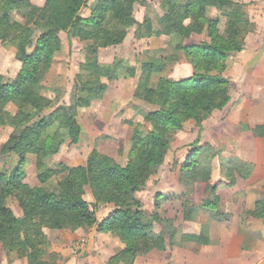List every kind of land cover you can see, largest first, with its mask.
Returning a JSON list of instances; mask_svg holds the SVG:
<instances>
[{
  "label": "trees",
  "instance_id": "16d2710c",
  "mask_svg": "<svg viewBox=\"0 0 264 264\" xmlns=\"http://www.w3.org/2000/svg\"><path fill=\"white\" fill-rule=\"evenodd\" d=\"M88 0H46L42 8L31 0H0V41L11 43L21 69L12 80L0 75V126L12 129L2 154L15 151L36 157L39 185L24 183L21 162L10 173L0 171V245L7 256L25 259L27 264H49L40 260L45 250V230L71 231L97 227L99 233L117 232L123 248L107 264H134L149 249L165 251L178 239L183 243L208 245L209 226H202L199 234H184L180 238L173 222L156 233L155 223H165L160 213L163 194L155 197V211L148 214L137 196L152 174L160 150L168 148L185 123L193 121L201 126L215 111L224 110L232 100L231 81L224 76L231 54L245 47L246 35L256 31L244 5L233 0H163L164 16L155 25L150 19L138 24L137 39L169 38V50L141 65L142 75L135 98L154 106L145 114L150 130H137L134 134L128 162L120 165L114 159L94 151L85 166H52V158L65 144H78L83 128L77 120L81 108L91 101L81 95L93 92L102 98L107 86L99 79L100 64L96 58L87 60L75 82L70 103L59 104L60 96L47 97L45 81L56 56L62 49L60 33L68 32L75 21L81 41L95 48L122 45L133 25L134 5L143 0H97L88 19L80 12ZM209 8L223 10L226 18L223 32L219 19L208 18ZM19 17L23 22L16 20ZM205 34L208 41L197 45L186 42L194 35ZM183 59L193 67V75L183 80L160 78L167 67ZM111 68L110 79H117L118 71L126 69L131 76L137 70L124 65L123 60ZM151 82V83H150ZM14 107L16 112L9 110ZM257 131L264 134V126ZM207 149L190 150L179 173L178 181L186 195L194 194L193 185L205 184L206 197L198 206L184 202L192 208L191 219L199 213L212 214V221L229 222L233 215L221 211L215 201L219 188L210 185L206 170ZM25 157L21 156V161ZM205 163V165H204ZM244 166L243 163H235ZM230 173L232 169L227 168ZM54 179H58L56 183ZM89 188L95 204L85 199ZM17 202L23 212L18 217L12 209ZM189 204L191 206H189ZM101 207L112 211L102 221L97 218ZM210 215V214H209ZM249 216L264 220V198L254 203ZM248 216L239 217L241 229ZM172 232H169V231Z\"/></svg>",
  "mask_w": 264,
  "mask_h": 264
},
{
  "label": "rangeland",
  "instance_id": "374dc122",
  "mask_svg": "<svg viewBox=\"0 0 264 264\" xmlns=\"http://www.w3.org/2000/svg\"><path fill=\"white\" fill-rule=\"evenodd\" d=\"M45 1L31 0V3L37 8H42ZM143 1L142 5H134V20L137 25L130 28L122 45L101 49L81 41L77 21L68 32L60 33L62 49L56 56L54 65L46 78L44 94L52 99L60 96L59 104L68 105L77 77L83 71V65L91 58H96L100 64L99 79L107 86V91L102 98H95L93 92H81L84 98L91 101L89 107L81 108L77 113V120L83 128L81 140L78 144H65L60 153L52 158V166L70 168L85 166L94 151L124 166L128 162L135 132L150 130V125L145 122L144 117L155 108L136 99L135 91L142 75L141 65L152 62L155 56L160 59L162 52L169 50L170 41L167 37L140 40L136 38L138 24H142L145 19H150L158 25L159 19L164 16L163 0ZM96 3L97 0H88L87 6L81 10L79 17L88 19L91 15V7ZM223 14V10L215 8H209L207 12L208 18L220 20V32H223L225 28V21L221 20ZM16 20L23 22L19 17ZM205 41H208L205 34L194 35L186 44L197 45ZM16 54V49L11 43L0 41V75L6 80L14 79L21 69V63L17 60ZM120 60H123L126 67L137 70L135 76H131L126 69H122L118 71L117 79H110L111 68ZM239 61V58L233 55L230 63L227 62V70L224 74L231 81L232 103L230 106L222 111H215L201 126H197L193 121L185 123L183 130L174 136L170 146L160 150L161 156L152 174L147 176L143 191L137 194L148 214L155 211V197L159 193L163 194L160 213L165 219L170 220H166L165 223L156 222V233H159L169 222H173L171 230L175 228L179 238L181 235L191 234L192 227L197 226L201 230L202 226L208 225L209 235L213 233V237H219L224 232L221 229L222 225H218L223 223L212 221L211 213L206 215L201 212L197 214L196 220H193L190 217L192 208L183 206L184 202L197 206L206 197L205 192H208L205 184L194 183V194L186 195L185 188L178 181L188 153L192 147L197 146L207 149L209 158L205 159L206 170L210 173V185H216L219 188L214 198L218 206L222 209L229 207V213L232 215H239L241 218L248 216L244 223L245 228L242 229L243 236L247 237V246L257 240L263 242L264 220L253 218L248 213L254 208L257 200L264 198V134L257 131L259 127L264 126V78H259L264 77V71L254 70V75L247 78V73L243 74L242 69L237 67ZM192 75V65L188 60L183 59L179 64L167 67L159 77H154L152 84H156L160 78L183 80ZM9 110L16 112L14 107H10ZM11 132L12 129L0 126V171L10 173L21 162V168L25 174L24 183L37 187L39 181L34 155L12 150L10 153L2 154ZM21 156L25 157L24 161H21ZM238 162L243 163L244 166L239 164L236 166L235 163ZM228 167L232 169L230 173L227 171ZM57 180L54 179L53 182L56 183ZM85 199L95 204L88 187L85 189ZM12 209L18 217L23 216L16 201L12 202ZM111 211L109 207L99 208L98 220H104ZM171 230L169 232H172ZM54 233L57 231L45 230V250L39 257L43 262H46L47 257L51 262L55 261L52 255L56 253L51 251L55 243L52 237ZM99 234H112V238L120 239L117 232L96 234L92 231L88 232L80 242L86 255H89V251L95 254L101 252L105 259L111 253L114 252L112 255L114 256L121 250L115 247L116 244L110 246L108 242H103L101 245L99 240L96 241ZM92 236L94 246L88 250ZM261 246H264V242ZM0 247L2 249L1 245ZM151 250L161 252L157 249ZM81 251L75 250L78 253ZM261 251L256 257L257 260L264 256V249ZM7 257L10 263L16 256L11 254Z\"/></svg>",
  "mask_w": 264,
  "mask_h": 264
},
{
  "label": "crops",
  "instance_id": "0c3cea01",
  "mask_svg": "<svg viewBox=\"0 0 264 264\" xmlns=\"http://www.w3.org/2000/svg\"><path fill=\"white\" fill-rule=\"evenodd\" d=\"M233 2L244 5L250 20L256 24V31L246 35L244 50L240 53L231 54L228 60L230 63L231 57L233 55L237 56L240 60L239 65H237L238 69H242L243 74L247 73V78H249V76L254 75V70L264 71V0H233ZM222 19L226 22L225 17L222 16ZM250 71L252 72L250 73ZM230 103L228 106H230ZM219 209L229 213V207L223 209L220 207ZM218 225H222L221 229L224 232L219 237H213L210 229L211 236L208 245L183 243L178 239L175 245H168L165 251L156 252L151 249L148 250L139 256L134 264H264V256L259 260L256 259L258 254L262 252L261 250L264 249V246H261L264 242V229L262 230L263 242L257 240L252 242L250 246H247V237L242 234L239 215H233L229 222ZM192 229L191 234H199L201 231L198 226L192 227ZM91 231L93 234L98 233L97 227H95L89 231L84 229L75 232L57 231L53 236L51 235L55 242L51 249L52 252L56 253L52 255L55 261L51 262L49 257H47L48 259H45L46 262L49 264H106V261L114 252L104 259L101 252L95 254L92 253L93 251H89V255H86L83 252V247L80 246V242L83 240L82 237ZM93 236L88 250H91L94 246ZM111 236L112 234H99L96 241L99 240L101 245L103 242H108L110 246L116 244V248L122 249V241L114 239ZM0 250V264H27V260L25 259L16 260L14 258L9 263L7 255L2 249ZM75 250L82 251L78 253Z\"/></svg>",
  "mask_w": 264,
  "mask_h": 264
}]
</instances>
